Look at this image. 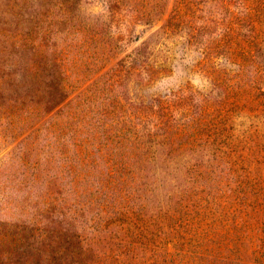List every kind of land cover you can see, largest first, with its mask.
Here are the masks:
<instances>
[{"label":"rangeland","instance_id":"rangeland-1","mask_svg":"<svg viewBox=\"0 0 264 264\" xmlns=\"http://www.w3.org/2000/svg\"><path fill=\"white\" fill-rule=\"evenodd\" d=\"M0 264H264V0H0Z\"/></svg>","mask_w":264,"mask_h":264},{"label":"trees","instance_id":"trees-1","mask_svg":"<svg viewBox=\"0 0 264 264\" xmlns=\"http://www.w3.org/2000/svg\"><path fill=\"white\" fill-rule=\"evenodd\" d=\"M67 2H69V0H67Z\"/></svg>","mask_w":264,"mask_h":264}]
</instances>
